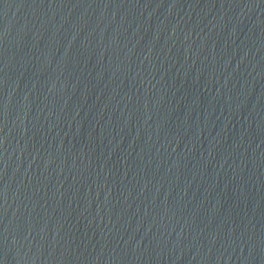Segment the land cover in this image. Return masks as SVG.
<instances>
[{
    "label": "water",
    "instance_id": "water-1",
    "mask_svg": "<svg viewBox=\"0 0 264 264\" xmlns=\"http://www.w3.org/2000/svg\"><path fill=\"white\" fill-rule=\"evenodd\" d=\"M0 264H264V0H0Z\"/></svg>",
    "mask_w": 264,
    "mask_h": 264
}]
</instances>
